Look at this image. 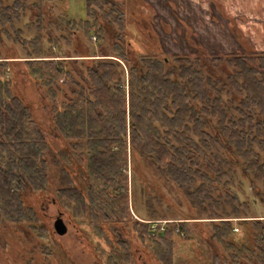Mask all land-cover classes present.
<instances>
[{
	"label": "trees",
	"instance_id": "16d2710c",
	"mask_svg": "<svg viewBox=\"0 0 264 264\" xmlns=\"http://www.w3.org/2000/svg\"><path fill=\"white\" fill-rule=\"evenodd\" d=\"M66 1L0 0V229L53 255L47 199L111 249L105 264H133L128 237L150 264H174L186 222L150 221L177 201L208 219L204 264H264V212L249 200L264 209V52L168 54L135 34L148 19L125 0H85L84 19L48 6Z\"/></svg>",
	"mask_w": 264,
	"mask_h": 264
},
{
	"label": "rangeland",
	"instance_id": "374dc122",
	"mask_svg": "<svg viewBox=\"0 0 264 264\" xmlns=\"http://www.w3.org/2000/svg\"><path fill=\"white\" fill-rule=\"evenodd\" d=\"M175 3L173 0H169ZM256 1H258V4L260 5V9L252 10L251 12L248 11L250 7V3L255 4ZM264 0H216L218 7L214 10V13L216 10L221 14V12H226L229 15H232L233 13L235 15H242L245 14L244 18L243 16H237L240 20L237 22L239 27H244L248 24V22L251 20V18H248V16L254 15L255 19V25L260 30V34H264V7H263ZM240 4L247 6L245 8H240ZM53 7V11L55 14L61 13L66 10L68 16L75 18V19H84L87 16L86 12V4L85 0H67L66 3H58V2H51L48 4V6ZM247 10V11H246ZM216 16V15H215ZM214 16V17H215ZM219 16V15H217ZM206 17V22L202 24V26H199V24L193 21L192 24L194 25V28L197 29L198 36H194V39H186L184 41H179L180 37L170 35L167 32V27L162 28V35L164 36V44L168 51L170 52H178L183 53L185 51L186 53H197L201 52L202 49H213L218 43L221 44V41L228 38V34H223L220 30L223 29L222 25L219 23V19H216V17ZM246 24H243L244 22ZM249 26V25H247ZM245 29V28H244ZM175 38L177 42L174 41ZM189 38V37H187ZM196 38V39H195ZM231 38V37H230ZM93 41V40H92ZM88 45L90 47L91 52L94 54H98V48L97 44L93 42H88ZM205 47V48H204ZM219 50L225 51L229 50V47L222 48L218 47ZM20 52V53H19ZM18 54L19 56H23V51L19 49H12L7 50L8 56H13L14 54ZM56 55H61V53L56 50ZM193 54H191L192 56ZM62 58V57H56ZM130 179V174L128 176ZM249 199V198H248ZM35 200V198H29V203L31 204L32 201ZM252 203L251 206L253 211L258 215H263L264 209L263 207H260L259 204H257L255 201L253 202V199H249ZM38 204V208L41 212V214L44 216L45 220L48 221L49 227L51 230H53V222L55 220V217L57 216V209L54 204H52L49 200L45 199L41 204L39 202H36ZM130 206V212L127 216V222L130 219L131 223H134L135 220H140L137 218V215H142V204H128ZM136 208L139 210L136 211ZM176 211H172L173 215H169L166 217V219H153L152 222H160L159 224L163 225V222L171 221V222H180L184 221V227L188 228L189 235L191 234L192 238L190 240L185 241V243H182L180 245H177L174 253H173V259L174 264H204L205 258L207 257L208 248L205 246V244L202 242V239L199 237V233L206 235V231L209 225H207V222L202 223L203 221H208V219H194L190 220L188 217H196L193 214H196L195 211L189 210V208H192L191 204H177L176 201ZM110 211L104 213L109 214ZM170 211H168V214H171ZM103 213L100 212V216ZM178 215V216H176ZM99 216V218H100ZM109 217V216H108ZM106 223L110 222V218H107L106 215L104 217ZM166 220V221H165ZM68 226V231L63 236H57L53 230L54 240L55 244L53 246V255H50L48 257H43L42 253H40V246H41V240L38 239L33 233H28L27 236H24L15 228V226L10 225L6 228L0 229V264H27L28 260H31V264H105L106 256L104 253L94 249V240L96 239L95 234L90 232L88 234V237L84 234V228L83 225H79L76 223V221L69 219L66 216V219H64ZM150 221V222H151ZM91 222V221H90ZM103 223V222H101ZM179 224V223H176ZM108 230L107 226L104 227ZM119 228H123L122 225L119 226ZM89 230V229H87ZM185 232V231H184ZM130 234V233H129ZM129 239V245L131 246L132 250L138 249V245L136 243V240L134 237H128ZM142 250V249H141ZM135 259H133V264H137L134 261L138 260L140 263L143 262V260H149L148 255H146L144 252L138 251L135 252ZM203 260V261H202ZM150 264V262H148Z\"/></svg>",
	"mask_w": 264,
	"mask_h": 264
},
{
	"label": "flooded vegetation",
	"instance_id": "af4514ba",
	"mask_svg": "<svg viewBox=\"0 0 264 264\" xmlns=\"http://www.w3.org/2000/svg\"><path fill=\"white\" fill-rule=\"evenodd\" d=\"M126 1V6L128 9H133L135 11V16H140L141 14L148 19V24L145 27H141V25H138L137 22L134 23L133 25L135 34L137 35V32L143 31V32H152L154 35H157L159 38L164 51L168 54L172 53H178V52H170L167 50L164 44V36L162 35V28L167 27V32L170 35L178 36L180 37L179 41H184L186 39H194V36H198L197 29L194 28V25L192 22L194 21L195 24L196 22L199 24V26H202L204 22H206V17H216V19H219V23L222 25L223 29L220 31L223 32V34H228L229 39L226 38L223 41H221V44L217 42V44L213 49H202L201 52L197 53H189L187 54L191 55H203V54H210V53H217V54H224V53H242V52H264V34H260L259 28L255 25V19L254 15L252 14L251 16H248V18H251V20L248 22L247 25H243V27L238 26V21L240 20L237 16H243L245 17V14H240V15H235L234 13L232 15L227 14L226 12H219L215 10V4L216 0H173L175 3L169 1V0H125ZM250 7L252 6L253 8H249L248 11L252 10H257L260 9V5L258 4V1H256L255 4L250 3ZM263 7H264V2H263ZM240 8H245L247 4L239 5ZM218 7H216L217 9ZM247 11V10H246ZM219 15V16H217ZM214 17V18H215ZM244 22V21H243ZM138 26H137V25ZM243 24H246L245 22ZM140 26V27H139ZM245 28V29H244ZM143 29V30H142ZM144 29H147L148 31H145ZM264 32V31H263ZM189 37V38H187ZM231 37V38H230ZM95 40V37H93ZM174 39L175 42L176 39ZM196 39V38H195ZM136 47L138 48V45L134 43ZM218 47L226 48L229 47V50H219ZM183 53H186L183 51ZM180 53V54H183ZM3 60H14L13 58H6ZM250 189V188H249ZM251 195H249L250 197ZM252 198V197H250ZM253 199V198H252ZM256 202L259 204V202L255 199H253V202ZM250 206H253L250 204ZM260 206V204H259ZM57 209V216H60L63 221L66 219V214L62 209H60L59 206H55ZM261 207V206H260ZM252 208V207H251ZM253 211V209H252ZM254 212V211H253ZM56 216V217H57ZM55 217V219H56ZM137 218L140 219L137 215ZM263 218V217H262ZM232 220H237L236 218ZM152 222V221H151ZM66 224V222L64 221ZM67 225V224H66ZM54 230V227H53ZM67 231H68V226H67ZM55 232V230H54ZM67 233V232H66ZM65 233V234H66ZM57 236H63L59 235L55 232ZM64 234V235H65ZM138 245V244H137ZM131 247V246H130ZM111 249H107L104 251H101L102 253L105 254V256L108 255ZM131 253L133 256H135V252L141 251L140 247L138 249L132 250L131 248ZM96 252V250H95ZM135 259V257H134ZM137 264H149V260H143L142 263H140L138 260L134 261Z\"/></svg>",
	"mask_w": 264,
	"mask_h": 264
},
{
	"label": "water",
	"instance_id": "95a60500",
	"mask_svg": "<svg viewBox=\"0 0 264 264\" xmlns=\"http://www.w3.org/2000/svg\"><path fill=\"white\" fill-rule=\"evenodd\" d=\"M54 230L59 235H64L67 232V225L60 216H57L53 222Z\"/></svg>",
	"mask_w": 264,
	"mask_h": 264
}]
</instances>
